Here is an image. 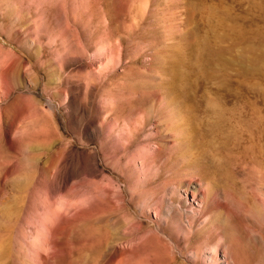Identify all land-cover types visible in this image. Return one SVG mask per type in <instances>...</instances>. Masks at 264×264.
<instances>
[{
  "label": "rangeland",
  "instance_id": "rangeland-1",
  "mask_svg": "<svg viewBox=\"0 0 264 264\" xmlns=\"http://www.w3.org/2000/svg\"><path fill=\"white\" fill-rule=\"evenodd\" d=\"M0 264H264V0H0Z\"/></svg>",
  "mask_w": 264,
  "mask_h": 264
},
{
  "label": "bare ground",
  "instance_id": "bare-ground-1",
  "mask_svg": "<svg viewBox=\"0 0 264 264\" xmlns=\"http://www.w3.org/2000/svg\"><path fill=\"white\" fill-rule=\"evenodd\" d=\"M111 59V58H110ZM233 127V126H232ZM231 127V128H232ZM230 128V129H231ZM114 130H115V127H114ZM241 134V133H240ZM240 134H238V135H240ZM242 135V134H241ZM240 135V136H241ZM250 135H251V133H249V138H250ZM255 135V137H257L258 135H256V134H254ZM252 136V135H251ZM254 138V137H253ZM252 139V138H251ZM253 140V139H252ZM255 140V139H254ZM253 140V141H254ZM236 144V143H235ZM238 145V144H237ZM235 146V147H237L238 148V146ZM241 146H243V145H241ZM254 146H255V144H254ZM227 148H228V145H227ZM240 148V147H239ZM238 148V149H239ZM229 149V148H228ZM227 149V150H228ZM244 149V148H243ZM226 150V151H227ZM229 151H231V150H229ZM243 152V151H242ZM155 157V154L153 153V150L152 149H150L149 148V150H144V151H142L140 154H139V159H140V162L142 163V165H144L145 166V163H147V161H149L150 159L152 160V159H155L154 158ZM150 160V161H151ZM154 162V161H153ZM151 163V162H150ZM148 164H149V162H148ZM143 166V167H144ZM143 169H145V168H143ZM143 172V171H142ZM145 172V171H144ZM145 174V173H144ZM198 181V180H197ZM200 181V180H199ZM195 182V183H190L189 184V186L191 185V187H190V189H189V187L188 188H186V193L188 192V191H190V193H191V199H186V201H190V206L193 208V209H195L194 208V206H196V207H198V212H197V215H198V217L200 218V219H204V218H206V213L208 212V210H209V207L210 206H214L215 207V209H217V210H221V209H224L225 207H226V203H225V200L222 198V195H221V192L219 191V189H217L216 187H214V186H212L210 183H208L206 186L207 187H204V185L201 183V182ZM192 188V189H191ZM199 195H201V196H199ZM86 200V199H85ZM88 200V199H87ZM83 201L84 203H82L81 204V206L83 207V204H86V206H87V202H89V201ZM91 202H93L92 201V199L90 200ZM86 202V203H85ZM93 203H95V202H93ZM93 203H88V205L90 206V205H93ZM189 204V203H188ZM75 205V204H74ZM73 205V206H74ZM78 205V204H77ZM194 205V206H193ZM85 206V205H84ZM85 206V207H86ZM89 206H87V208L89 207ZM80 207V206H79ZM81 207V208H82ZM91 207V206H90ZM172 207H173V204H172ZM74 208V207H73ZM77 208H78V206H76V208H74V209H76L77 210ZM81 208H78V209H81ZM84 208V207H83ZM171 208V206L169 207V209ZM172 210V209H171ZM52 211V210H51ZM55 211V210H54ZM50 212V211H49ZM53 212V211H52ZM63 214H65V213H63V212H61L60 213V215H62L61 217H63ZM60 215H58V216H56V217H54V216H52L53 218H55V219H58V218H60L59 216ZM48 216H49V214H48ZM46 217H44V222H42V223H45V226H46V229H48V230H51L52 229V226H57L56 224H59V222H57V221H59V219L58 220H54V219H52V218H46ZM207 219V218H206ZM205 219V220H206ZM54 221L55 222H57L55 225H53V223H54ZM60 226V225H59ZM42 228H43V225H42ZM56 228V227H55ZM55 228H53V229H55ZM57 228H58V226H57ZM43 229H45V228H43ZM62 230V229H61ZM45 231V230H44ZM48 232V231H47ZM46 232V233H47ZM52 232H54V233H56L55 232V230H53ZM45 232L44 233H40V237L38 238L40 241H39V244H40V247L41 248H39V249H42V250H45V251H47L48 252V250H50L51 252H52V250L54 249H52L51 248V246L53 247L54 245H51V242H53V241H51L50 242V240H49V237H48V235L46 234ZM49 233H51L50 231H49ZM54 233H51V234H54ZM39 234V233H38ZM37 234V235H38ZM57 234V233H56ZM50 236V235H49ZM60 236V235H59ZM53 237H54V235H53ZM51 238H52V236H51ZM57 239H58V237H57ZM52 240V239H51ZM54 242H55V239H54ZM53 244V243H52ZM55 247H56V245H55ZM58 247L59 246H57L56 247V250L58 251ZM41 251V250H40ZM47 252H45V253H47ZM54 252H55V250H54ZM40 253V252H39ZM42 253H44V252H42ZM39 255V254H38ZM40 257V256H39Z\"/></svg>",
  "mask_w": 264,
  "mask_h": 264
}]
</instances>
